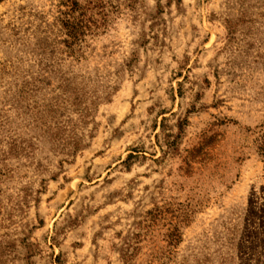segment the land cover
<instances>
[{
  "label": "rangeland",
  "instance_id": "obj_1",
  "mask_svg": "<svg viewBox=\"0 0 264 264\" xmlns=\"http://www.w3.org/2000/svg\"><path fill=\"white\" fill-rule=\"evenodd\" d=\"M75 2L0 0V264H264V0Z\"/></svg>",
  "mask_w": 264,
  "mask_h": 264
},
{
  "label": "trees",
  "instance_id": "obj_2",
  "mask_svg": "<svg viewBox=\"0 0 264 264\" xmlns=\"http://www.w3.org/2000/svg\"><path fill=\"white\" fill-rule=\"evenodd\" d=\"M73 2H74V7H77V5H78L77 2H75V0H73ZM73 20H75V19H73ZM66 27H67L66 29H67V31L69 33V34H67V36L71 35V36H73L75 38L79 37L80 31L83 30V28H84V26L81 23H75L74 24L72 22H70V23L68 22ZM262 151L264 153L263 149H262Z\"/></svg>",
  "mask_w": 264,
  "mask_h": 264
}]
</instances>
